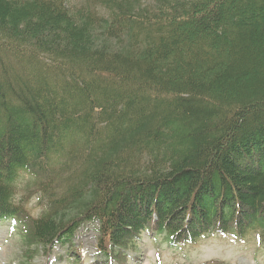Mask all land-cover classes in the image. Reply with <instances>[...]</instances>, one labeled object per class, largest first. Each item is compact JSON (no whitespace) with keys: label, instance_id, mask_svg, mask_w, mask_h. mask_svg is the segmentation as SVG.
<instances>
[{"label":"trees","instance_id":"obj_1","mask_svg":"<svg viewBox=\"0 0 264 264\" xmlns=\"http://www.w3.org/2000/svg\"><path fill=\"white\" fill-rule=\"evenodd\" d=\"M22 174L37 217L17 201ZM10 218L47 253L95 223L94 264L143 232L264 243V0H0Z\"/></svg>","mask_w":264,"mask_h":264},{"label":"rangeland","instance_id":"obj_2","mask_svg":"<svg viewBox=\"0 0 264 264\" xmlns=\"http://www.w3.org/2000/svg\"><path fill=\"white\" fill-rule=\"evenodd\" d=\"M85 1L70 0V4L77 7ZM15 185L17 201L24 199L27 213L34 217L41 215L45 210V200L39 199L33 189H27L34 185L33 178L22 174ZM20 229L19 223H0V264H78L79 261L80 264H93L96 259L95 223H83L71 243L55 246L48 253L40 246L28 248L20 236ZM30 251L33 253L29 254ZM75 252L81 255L79 261L73 259ZM126 256L124 264H264V243L258 242L255 234L243 240L208 235L172 246L163 239L153 240L152 234L144 233L135 250H129ZM118 261L110 264H120Z\"/></svg>","mask_w":264,"mask_h":264}]
</instances>
